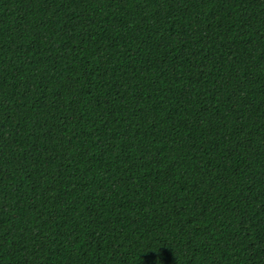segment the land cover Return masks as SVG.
Listing matches in <instances>:
<instances>
[{
    "label": "trees",
    "instance_id": "1",
    "mask_svg": "<svg viewBox=\"0 0 264 264\" xmlns=\"http://www.w3.org/2000/svg\"><path fill=\"white\" fill-rule=\"evenodd\" d=\"M0 264H264V0H0Z\"/></svg>",
    "mask_w": 264,
    "mask_h": 264
}]
</instances>
